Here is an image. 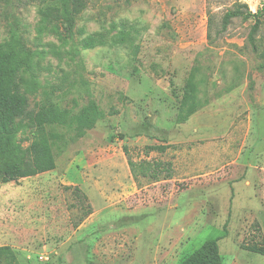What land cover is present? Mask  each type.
<instances>
[{"label":"rangeland","instance_id":"rangeland-1","mask_svg":"<svg viewBox=\"0 0 264 264\" xmlns=\"http://www.w3.org/2000/svg\"><path fill=\"white\" fill-rule=\"evenodd\" d=\"M236 2L264 9V0H92L70 35L62 20L40 32L47 4L0 0V41L39 53L40 82L65 92L66 108L95 100L104 112L57 153L45 126L17 135L26 159L17 181L0 178V246L20 264H178L216 237L224 264H264L246 248L264 246V23L256 51L253 19L222 32ZM125 22L135 47L81 49ZM192 70L205 105L177 123Z\"/></svg>","mask_w":264,"mask_h":264},{"label":"trees","instance_id":"trees-1","mask_svg":"<svg viewBox=\"0 0 264 264\" xmlns=\"http://www.w3.org/2000/svg\"><path fill=\"white\" fill-rule=\"evenodd\" d=\"M33 1L47 4L48 7L42 13L40 32L57 31L58 25L55 20H62L67 24V31L70 35L74 33L76 19L92 2V0ZM212 17L209 21L208 36L210 39L212 38ZM237 18L243 21L250 19L255 21L248 39L252 49L256 51V36L264 23V9L253 12L248 4L236 2L224 14L221 31H226ZM122 26L123 30L113 36H110L109 31L89 34L81 40V49H93L106 45L109 41L116 45L135 47L132 35L135 28L127 22ZM118 27L117 24L112 25L113 30ZM80 52L81 50L76 46L71 50V53L75 55ZM38 54L27 48L17 38L7 43L0 41V178L3 182L17 181L20 166L26 159L21 150V143L16 139L18 134L32 132L37 127L45 126L48 129L47 136L51 147L57 153L67 142L84 136L104 116L102 108L95 100H90L78 110L66 108L63 105L65 92L57 94L55 87L44 86L40 82L43 67L37 59ZM201 83L202 80L197 79V74L192 70L185 81L182 96L179 98L177 123L187 122L192 115L204 107ZM31 99H33L34 106L31 105ZM165 148L164 145L155 146V149L159 150ZM128 163L132 172L135 171L136 163L131 158L128 159ZM141 164L144 169H147L144 162ZM74 189L78 197L88 200L80 187L75 186ZM91 212L92 206L89 204L81 220ZM75 225L77 226L78 223ZM246 248L264 255V246L252 245ZM0 264H20L11 246H0ZM178 264H224L219 237L207 239Z\"/></svg>","mask_w":264,"mask_h":264}]
</instances>
